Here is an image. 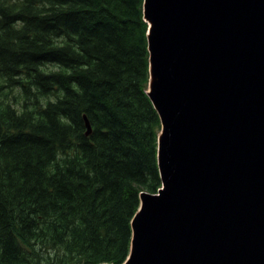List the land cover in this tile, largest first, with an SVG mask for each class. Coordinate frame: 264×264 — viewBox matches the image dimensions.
<instances>
[{
	"label": "trees",
	"instance_id": "16d2710c",
	"mask_svg": "<svg viewBox=\"0 0 264 264\" xmlns=\"http://www.w3.org/2000/svg\"><path fill=\"white\" fill-rule=\"evenodd\" d=\"M142 5L0 0V264L125 260L139 193L161 186ZM10 82L36 87L38 117Z\"/></svg>",
	"mask_w": 264,
	"mask_h": 264
},
{
	"label": "water",
	"instance_id": "95a60500",
	"mask_svg": "<svg viewBox=\"0 0 264 264\" xmlns=\"http://www.w3.org/2000/svg\"><path fill=\"white\" fill-rule=\"evenodd\" d=\"M143 18L164 188L123 264H264V0H143Z\"/></svg>",
	"mask_w": 264,
	"mask_h": 264
},
{
	"label": "rangeland",
	"instance_id": "374dc122",
	"mask_svg": "<svg viewBox=\"0 0 264 264\" xmlns=\"http://www.w3.org/2000/svg\"><path fill=\"white\" fill-rule=\"evenodd\" d=\"M3 98L10 104L16 114L25 112L35 118L42 113L44 97H41L36 87L30 83H5L2 88Z\"/></svg>",
	"mask_w": 264,
	"mask_h": 264
},
{
	"label": "bare ground",
	"instance_id": "6f19581e",
	"mask_svg": "<svg viewBox=\"0 0 264 264\" xmlns=\"http://www.w3.org/2000/svg\"><path fill=\"white\" fill-rule=\"evenodd\" d=\"M236 74V73H235ZM253 86V85H251ZM181 138V137H180ZM184 138V137H183ZM161 150L162 147L161 145L158 146L157 148V165H158V172H159V176H160V180H161V186L160 188L157 190V192H159L161 189L164 188V179H163V171H162V158H161ZM185 157V156H184ZM165 171V170H164ZM178 171V170H177ZM169 172V171H168ZM177 173V172H176ZM185 176V175H184ZM180 176H178V185L181 187L180 183H182V179L181 181L179 180ZM186 181V180H185ZM149 193V192H140L139 193V207L137 208V210L135 211L132 219H131V230L132 232L137 230H140V223H137V225L134 226V220L138 217V215L140 214V212L142 210H145V207L149 206L151 199L153 200V196L157 193ZM162 208V201L161 199L158 201V203L156 205H154L153 210L154 211H159ZM124 261L121 263L123 264ZM102 264H107V263H102Z\"/></svg>",
	"mask_w": 264,
	"mask_h": 264
}]
</instances>
